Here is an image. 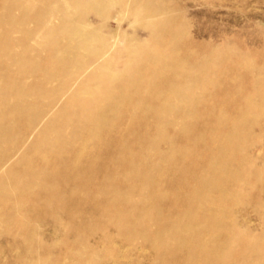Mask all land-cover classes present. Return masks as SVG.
I'll use <instances>...</instances> for the list:
<instances>
[{
  "label": "bare ground",
  "instance_id": "6f19581e",
  "mask_svg": "<svg viewBox=\"0 0 264 264\" xmlns=\"http://www.w3.org/2000/svg\"><path fill=\"white\" fill-rule=\"evenodd\" d=\"M180 1L0 0V240L18 262L122 264L113 238L160 264H257L234 213L264 190V64L203 52Z\"/></svg>",
  "mask_w": 264,
  "mask_h": 264
},
{
  "label": "rangeland",
  "instance_id": "374dc122",
  "mask_svg": "<svg viewBox=\"0 0 264 264\" xmlns=\"http://www.w3.org/2000/svg\"><path fill=\"white\" fill-rule=\"evenodd\" d=\"M178 6L189 26L191 37L200 43L203 52L208 53L215 46L221 48L232 46L233 49L247 51L253 62L264 64V0H181ZM134 23L136 25L137 21ZM108 26L115 30L117 21L110 19ZM121 27L122 30L131 32L127 20L121 23ZM137 35L140 39H146L142 33ZM253 83V81L249 82L250 85ZM261 121L264 122L263 117ZM160 148L168 150L170 145L164 143ZM249 149L255 165L261 167L264 164V136L263 144L256 142ZM251 184L242 190L243 195H241L245 200L236 206L234 215L241 231L251 233L253 236L249 234V239L256 241V246H260L263 253L256 258V262L264 264V215H259V207L264 206V190H259L254 182ZM224 186L231 189L230 184ZM167 190L173 191L169 188ZM138 203L142 202L138 201ZM165 206L179 209L180 204L174 200ZM50 220H47L46 224L38 225L34 230L38 237L45 240L47 247L52 246V241L49 240L51 227L47 224L51 222ZM100 232L111 237L117 234L115 229L106 226ZM231 237H234L233 234ZM53 238L70 242L76 239V234H60L58 238L55 236ZM144 242L148 244V241L144 240ZM35 245L38 247L37 242ZM113 246L121 249L118 255L121 257L122 264H160L159 261L156 262L157 255L154 250L148 248L144 251L141 249L135 251V247L124 245L113 238L103 242L102 254L110 251ZM55 251L58 252L59 249ZM19 256H22L21 251L7 250L6 242L0 240V264H24L17 261Z\"/></svg>",
  "mask_w": 264,
  "mask_h": 264
}]
</instances>
